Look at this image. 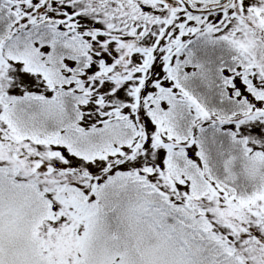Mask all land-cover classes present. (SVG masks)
Returning a JSON list of instances; mask_svg holds the SVG:
<instances>
[{
  "label": "snow or ice",
  "instance_id": "1",
  "mask_svg": "<svg viewBox=\"0 0 264 264\" xmlns=\"http://www.w3.org/2000/svg\"><path fill=\"white\" fill-rule=\"evenodd\" d=\"M0 264H264V0H0Z\"/></svg>",
  "mask_w": 264,
  "mask_h": 264
}]
</instances>
